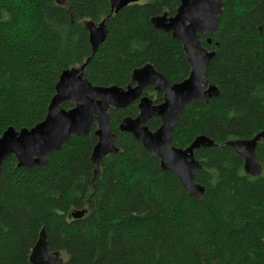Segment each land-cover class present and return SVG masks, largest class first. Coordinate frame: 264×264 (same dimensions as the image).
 Returning <instances> with one entry per match:
<instances>
[{
    "label": "trees",
    "instance_id": "1",
    "mask_svg": "<svg viewBox=\"0 0 264 264\" xmlns=\"http://www.w3.org/2000/svg\"><path fill=\"white\" fill-rule=\"evenodd\" d=\"M0 0V138L10 127L44 121L63 71L85 66L94 86L134 85L135 69L151 64L170 84L191 72L182 44L151 19L176 14L181 0H139L118 13L112 0ZM219 26L204 48L215 56L206 79L219 95L193 101L179 116L172 145L198 136L218 143L195 151L202 199L119 125L139 114L138 102L110 109L119 152L92 162L97 124L73 135L47 163L18 166L12 155L0 174V264H31L43 228L52 251L68 264H264V141L253 177L232 143L264 132V0H222ZM106 21V40L93 54L88 23ZM210 39V43H209ZM155 104L163 95L148 87ZM64 102L66 110L73 108ZM162 121L147 122L152 131ZM84 212L83 217L74 214Z\"/></svg>",
    "mask_w": 264,
    "mask_h": 264
},
{
    "label": "water",
    "instance_id": "2",
    "mask_svg": "<svg viewBox=\"0 0 264 264\" xmlns=\"http://www.w3.org/2000/svg\"><path fill=\"white\" fill-rule=\"evenodd\" d=\"M55 1L60 6H69L68 0ZM138 1L112 0V12L118 13ZM222 13V0H181L175 15L165 13L151 19L155 28L171 33L183 46L191 72L180 83L170 84L151 64L135 69L132 74L134 85L127 88L94 86L87 78L85 66L63 71L44 121L31 129L17 131L10 127L3 133L0 138V174L3 162L12 155L17 158L18 166L25 169L45 165L51 152L60 150L73 135H88L95 123L98 142L92 153V162L100 168L104 157L119 152L115 144L116 135L110 124V109H125L138 102V116L125 117L119 130L132 134L144 148L153 153L159 159L161 168L172 172L190 197L202 199L205 188L196 181V171L201 168V164L195 157V151L218 143L202 135L189 147L181 149L172 145V132L187 105L193 101L208 103L219 95V89L206 79L207 67L215 52L204 48L200 37L209 38L217 31ZM86 26L95 54L107 37L106 21L98 25L88 23ZM148 87H154L157 93L163 95L164 101L155 104L151 97L144 95ZM68 101L75 106L66 110L62 104ZM154 117L162 121L156 131L147 125ZM261 141H264V132L251 141L232 143L236 152L245 159L246 173L253 177H259L263 172L256 155L257 145ZM83 215L84 212H79L74 214V218ZM30 263L68 264L60 252L50 249L45 228L41 230L32 249Z\"/></svg>",
    "mask_w": 264,
    "mask_h": 264
},
{
    "label": "flooded vegetation",
    "instance_id": "3",
    "mask_svg": "<svg viewBox=\"0 0 264 264\" xmlns=\"http://www.w3.org/2000/svg\"><path fill=\"white\" fill-rule=\"evenodd\" d=\"M153 88H154V87H153ZM146 89H147V88H146ZM146 89H145V92H146ZM154 90H155V89H154ZM145 92H144V95H146ZM156 93H157V92H156Z\"/></svg>",
    "mask_w": 264,
    "mask_h": 264
}]
</instances>
